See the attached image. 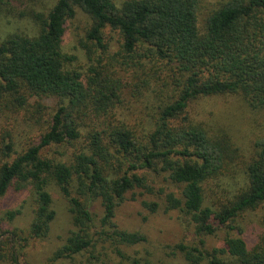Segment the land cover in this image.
<instances>
[{
	"label": "trees",
	"instance_id": "obj_1",
	"mask_svg": "<svg viewBox=\"0 0 264 264\" xmlns=\"http://www.w3.org/2000/svg\"><path fill=\"white\" fill-rule=\"evenodd\" d=\"M53 1L46 12L27 13L37 28L33 36L10 34L0 41V116L47 124L20 154L0 136V201L27 192L32 208L27 228L0 236V263L21 264V242L48 237L56 193L67 206L70 229L50 262L139 264L124 249L146 243V237L114 222L116 209L128 194L135 200L137 191L161 199L142 200L144 210L179 212L194 229L198 246L176 247L187 264H264V215L255 241L243 237L237 224L264 207V136L254 143L253 157L239 164L226 131L207 130L188 116L193 101L232 95L264 113V0H226L202 31V0ZM10 2L0 0V12ZM76 10L91 21L87 42L104 54V31L116 32L120 50L114 58L141 70L137 87L155 94L147 129L139 132L114 118L124 87L101 60L86 74L69 69L75 58L61 44ZM8 133L13 137L12 129ZM52 147L64 151L51 154ZM161 176L180 188L178 196L153 186L149 177ZM95 204L102 211L98 219ZM19 214L8 211L5 218L12 222ZM223 231L221 248H203L205 238Z\"/></svg>",
	"mask_w": 264,
	"mask_h": 264
},
{
	"label": "rangeland",
	"instance_id": "obj_2",
	"mask_svg": "<svg viewBox=\"0 0 264 264\" xmlns=\"http://www.w3.org/2000/svg\"><path fill=\"white\" fill-rule=\"evenodd\" d=\"M117 4L121 0H113ZM226 0H202L198 11L199 30L205 28L209 15ZM11 5L0 12V41L10 34H22L33 36L37 28L34 22L27 16L30 11L46 12L54 5L53 0H11ZM6 11V12H5ZM91 27L90 19L80 10H76L74 18L65 23L61 50L64 54L74 57L75 60L69 64V69H74L86 74L90 65L99 63L107 69L108 76L115 80L118 78L123 83L121 92V103L113 110L114 118L122 120L125 124L134 127L137 131L147 129L148 117L153 114L155 94L152 91H144L139 80L144 78L141 70L137 68H125L120 66V60L114 56L120 50V37L116 32L106 29L103 33L104 43L107 44V52L102 54L100 50L86 41V34ZM82 44L93 52L91 57L87 55ZM113 59V60H112ZM149 66L146 70H148ZM139 75V80H137ZM163 75L162 77H164ZM188 116L201 124L205 129L226 131L230 137L233 148L236 149L238 163L241 164L250 160L255 154L254 143L264 136V113L249 108L238 96H221L202 98L193 101L190 105ZM13 130V137L8 130ZM47 130V124L30 122L19 123L17 117L9 113L0 116V136L5 137L6 143L13 145L14 151L20 154L34 142L41 133ZM5 143V144H6ZM49 153L63 152L64 149L52 147ZM239 167L236 168V178ZM224 180L227 184L233 185L229 177ZM157 189H164L166 192H173L179 195L180 188L165 180V177H149ZM240 182V179L236 180ZM135 200L128 194L126 200L116 209L114 222L121 230L139 232L143 234L146 243L132 249H124V253L130 260H137L139 264H187L176 250L180 244L198 246V238L194 229L188 224L184 216L179 212L164 213L163 210L151 214L141 207V201H157V197L141 196L135 192ZM56 209V219L51 224V232L48 237L40 242H21L23 247L20 252L21 264H76V261L50 262L52 250L61 243L70 229L69 217L65 202L56 194L52 193ZM31 201L27 199V192L19 194L10 193L0 201V236L4 233H12L16 230L25 229L32 219ZM19 210L20 214L12 222H8L5 214L8 211ZM92 213L98 218L102 211L99 204L92 207ZM264 215V207L245 213L237 224L243 230V237L249 242L255 241L261 234V219ZM237 231L232 235H237ZM7 234V233H6ZM224 231L219 232L215 237L205 238V248L211 251L221 248L223 245ZM118 263V259H113ZM112 263V261H111ZM9 264V263H0ZM127 264V263H124Z\"/></svg>",
	"mask_w": 264,
	"mask_h": 264
}]
</instances>
